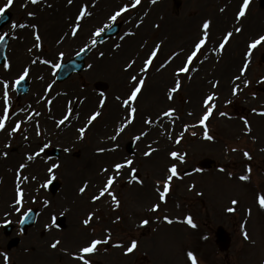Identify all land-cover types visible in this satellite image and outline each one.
<instances>
[{"label": "rangeland", "instance_id": "1", "mask_svg": "<svg viewBox=\"0 0 264 264\" xmlns=\"http://www.w3.org/2000/svg\"><path fill=\"white\" fill-rule=\"evenodd\" d=\"M23 1L14 0L13 5L6 10L10 19L1 28L0 35L7 34L10 37L7 54L10 48L13 51L16 44H21L24 54L31 55L32 58L39 55L51 64H61L90 46L92 40L97 38L92 33L98 28L114 23L109 17L125 5L129 6V11L123 13L115 22L122 24L119 35L97 46L90 53L81 74L72 76L62 84H56L53 75L55 68L49 64L43 82H39L35 88L36 94H43L44 98L45 92L42 90L49 84L52 87L50 94L55 93L52 96L54 104L61 92H66L63 94L70 99L82 93L86 97L91 95L89 102L95 101V105L97 101L107 98L104 107L95 108L92 104L91 108H88L91 113L96 109L107 108L108 100L116 101V97L121 99L128 94L132 87V75H136L138 79L143 78L144 85L139 101L132 105L137 109L132 122L135 125L126 127L118 137V145L123 149L121 157L133 161L135 176L146 177L149 183L159 182L161 185L168 175L167 169L173 164L183 178H173L165 198L166 202H160L159 193L152 188L144 196L137 193L132 180L133 173L125 169L110 189L117 197L118 207L111 197L105 202L106 205L102 200L90 203L91 186L88 185L83 194L80 193V188L87 185L86 179H90V174H100L102 161L97 160L94 163V160H90V163L84 164L80 159L74 158L77 149L65 152L66 147L64 148L58 140L61 133H56L55 123L46 118L40 124L39 136L34 131L36 127L31 130L36 147L29 155L38 152L43 145H48L38 157L28 161L27 154L10 168L5 166L4 159L0 158V193L7 168L8 171L12 169L14 175L8 183V196L5 198V203L12 205L13 209L9 213L5 211V206L1 207L0 224L6 217L5 214H8L6 219L14 225L17 218L27 210L35 208L39 212L36 229L21 238L19 245L12 251L6 246L11 236H2L0 232V253L9 257L8 264H82L72 257L79 254V249L87 241L103 239L109 232V243L99 245L96 252L85 257L91 264H191L187 258L188 252L194 254L197 264H264V209L257 203V197L264 195V151H261L264 149V116L253 112V109L256 112H264V83L260 82L264 79V64L259 62L264 42L253 50L251 63L241 81H235L242 91L236 96L232 95V89L235 87L233 82L244 63L248 43L264 35V8L258 6L257 0H252L246 16L239 24L235 16L240 0H158L155 5L151 4L150 0H141V4L136 8L130 7L133 0H72L71 4L68 0H46L43 3L40 0L45 8V12L42 10L40 13L44 14L43 17L25 29L19 25H24L27 12L34 13V7L41 3L31 5L28 2L30 7L26 4L25 8ZM58 2H65L71 7L70 16L59 15L60 18L56 20L55 4ZM5 3L6 0H0V7ZM84 6L88 7L91 15L80 22L79 30L73 36L71 32L76 17ZM221 8L225 11L221 12ZM206 20L211 21L208 43L189 66V71L181 74L185 76L177 77L176 71L192 50L193 41L202 35L201 26ZM61 22L62 27L59 26ZM14 24L17 27L13 28ZM236 27L242 28L238 34L234 31ZM228 31H232L234 35L224 50L214 51L218 49V43ZM129 32L133 35H125ZM37 33L41 37L39 50L33 47ZM157 44L161 45L157 58L146 73H141L145 58ZM26 55L19 53L13 58L12 64H17L15 71L0 67V77L12 82L20 71L28 66ZM117 56L120 58L117 59ZM132 61H135L133 67L125 71ZM161 64L167 66L157 70ZM37 76L28 75L30 88L25 97L14 100L10 89L11 106L14 109L23 105L20 101L30 97L34 89L30 78L32 82H37ZM177 79L180 80L181 87L169 100V89L175 86ZM245 80L251 82L247 88L243 87ZM95 82L106 83L109 86L108 91L98 94L93 89ZM216 82L218 86L213 88L212 84ZM156 85L157 93L150 96L148 88H156ZM212 94L218 99L210 102L215 104V108L205 124L213 139H204L203 127L198 126L189 127L180 143H175L185 125L198 124L204 111L203 100ZM66 100L60 99V108H63ZM229 100L231 103L227 104ZM118 105L119 110L115 111V115L119 128L126 123L127 116L125 110ZM167 109H175L173 117L161 119ZM220 112H225L228 116L221 117ZM149 119L152 121L150 125L145 123ZM243 119L248 120L250 132L245 128ZM93 124L95 123L88 126L84 140L101 136L100 131L96 130L98 124ZM8 131L10 127H7L4 133ZM143 133L146 135H142ZM169 134L172 139H168ZM137 136L141 139H134ZM132 140L136 145L129 155L122 146ZM52 148L60 150L59 160L47 158L46 153ZM234 148L237 151L233 152ZM173 151L184 156V162L170 159V153ZM245 151L250 154L251 160L244 157ZM145 152L151 154L145 156ZM202 158L214 159L216 166L210 171L199 172L196 163ZM20 164L27 165L20 175L27 176L29 180L21 183L25 195L22 204L16 205L17 180L14 177ZM53 164L60 165L55 169V178L52 179L60 182V188L51 195L40 185L51 179L47 169ZM249 167L250 174L246 171ZM242 175H249V179L240 180ZM33 177L36 179L33 180ZM77 192L80 195H77ZM98 193L99 190L96 194ZM78 198L81 201H76ZM233 200L238 201V204L233 205ZM45 201L48 202L47 207ZM156 204H159V210L149 211ZM230 207H234L235 211L229 213L227 209ZM90 214L93 219L85 226L83 221ZM61 215L64 228L52 227V217ZM165 216L173 223H167ZM189 216L197 225L196 228L182 222ZM117 218L118 222H114ZM143 220H148L149 224L140 227ZM242 225L248 233V240L243 238ZM218 226L224 227L231 237L230 249L226 253H219L214 246L213 232ZM205 236L208 238L204 239ZM56 240L61 243L56 249H52L50 244ZM132 240H136L139 245L132 253L125 255V250ZM116 243L123 244L124 247H113ZM0 264H5L3 255H0Z\"/></svg>", "mask_w": 264, "mask_h": 264}, {"label": "snow or ice", "instance_id": "2", "mask_svg": "<svg viewBox=\"0 0 264 264\" xmlns=\"http://www.w3.org/2000/svg\"><path fill=\"white\" fill-rule=\"evenodd\" d=\"M151 4L155 5L158 3V0H150ZM252 2V0H242V3L240 5V7L238 8V11H237V14L235 16V20L237 22V24H239V22L246 16V12L247 10L249 9V6H250V3ZM14 3V0H6V3L3 7H0V16H2L6 10L8 8H10ZM30 3L31 4H38L39 3V0H30ZM68 3L71 4L72 3V0H68ZM141 4V0H133L132 4L130 5L131 8H136L138 5ZM129 11V6L128 5H125L124 7H122L120 10L116 11L114 14H112L109 19L110 21L112 22H116L117 21V18L120 17L123 13ZM221 12L225 11V9L221 8L220 9ZM30 16L34 15L33 13H29ZM91 13L89 12L88 10V7L87 6H84L80 9L79 11V14L78 16L76 17V21H75V26L73 27L72 29V32H71V35L75 36L77 31L79 30V26H80V22L82 20L85 19V17L87 16H90ZM140 25H137V27H139ZM13 28L17 27V25H13L12 26ZM19 27L21 28H25V27H28L27 25H19ZM33 28H35V26L33 25L32 26ZM110 27V25H105L104 27L102 28H98L96 29L92 35L94 37H99L102 32L106 29ZM158 27V25H157ZM210 27H211V21H204L202 26H201V33L202 35L198 36L197 39L195 41H193V47H192V50L190 51L189 54L186 55V58H185V62L182 64V66L176 71L175 75L177 77H179L181 74L183 73H187L189 71V66L192 65L193 61L197 58L198 54L201 53V49H203L205 47V45L208 43L209 39H210ZM235 33H240L242 31V28L240 27H236L235 28ZM7 35V34H5ZM5 35H0V43H3L4 39H5ZM125 35H133V33L129 32V33H126ZM234 35V33L232 31H228L226 32V34L222 37L221 41L218 43V49H215L214 51H220L222 52L225 48V45L228 44L230 38H232V36ZM121 39H123V37H121ZM40 40H41V37L40 35L37 33L35 34V44L33 45V47H35L36 49H40L41 47V44H40ZM264 42V35H261L259 36L258 38H255L254 40H252L250 43H248L247 45V51L246 53L244 54V63L242 65V68L239 72V75H237L234 79V84H235V81H241V77H243L246 73V71L248 70V67L251 63V57H252V53H253V50L256 49L259 45H261V43ZM96 43L97 41L95 39L92 40V44L91 46L92 47H95L96 46ZM117 47H119V45H117ZM161 48V45L157 44L154 46L153 50L149 53V55L145 58L144 60V66L140 69L141 73H146L149 69V67L153 64V61L157 58V54L159 52ZM29 51H31V49H29ZM63 54L61 53V56ZM102 55V54H101ZM179 55V54H177ZM205 59H207V57H205ZM40 63H43V64H50L51 67H54V68H59L60 65L59 64H51L49 61L47 60H41L39 61ZM170 62V61H169ZM33 64L37 63L36 60H33L32 61ZM135 61H132L131 63H129L127 65V68H125V71H128L129 69H131L134 65ZM201 63H203V61H201ZM167 66V64H161L159 66V68L157 70H159L160 68H165ZM3 67L5 68V70H9L11 68V65L10 64H4ZM29 68H24L22 70V72L18 75V78L15 80V81H12V82H9L8 80H4V79H0V132H3L6 128V123L11 119L10 117V109H11V101H10V89L11 90H15V88L17 86H19L21 84L22 81H24L28 75H29ZM53 75H55V73H53ZM131 84H132V87L130 88V91H129V94H128V97L127 99H124L121 101V106L126 108V109H130L129 111V114H128V117H126V123L123 124L121 127H119L117 129V132H116V135H113L111 137H109V139L111 140H116L117 139V136L124 132L125 128L127 127L128 124H131L133 122V118H134V114L136 113L137 109L132 106L134 104V102L137 100V96L138 94L141 92V89L144 85V79L141 78V79H138L136 75H132L131 76V80H130ZM261 83H264V79H262L260 81ZM250 81H243V87L244 88H247L250 86ZM218 86V82L216 83H213L212 84V87L215 88ZM50 87V86H49ZM181 87V82L179 79L176 80L175 82V86L171 89H169V95H168V99L171 100L173 98V93L179 91ZM239 91H242V89L240 88V85L239 84H235V87H233L232 89V95L233 96H236L238 95V92ZM255 98V97H253ZM117 100H120V97H116ZM218 99L217 96H215V94H212V95H208L204 100H203V114L200 116L199 118V122L198 124H192V125H185L182 132L180 133V136L179 138H177L175 140V143L179 144L181 139L183 138V134L185 132H187L188 128L189 127H198V126H202L203 127V132H204V136L203 138L206 139V140H212L213 137L209 135L208 133V128L205 124L206 121L209 120V118L211 117L212 113H213V109L215 108V104L214 103H210L214 100ZM50 103V101H49ZM231 101H227V104H230ZM104 106V100H101L100 101V107H103ZM21 112L24 111V109H21L20 110ZM175 112V109H167L163 112V116L161 117V119H163V117H169V118H172L173 117V114ZM253 112H255L257 115H260V116H264V112H256L255 109H253ZM71 114V111L69 109V112L60 120L57 121V126H60V125H63L65 124V121L68 120L69 118V115ZM34 115H39V112H36L34 113ZM101 115L100 112H94L92 113L88 120H87V124L88 125H91L93 121H95L97 119V117H99ZM189 115H192V113H189ZM221 117H227L228 114L225 113V112H220L219 114ZM178 118V117H177ZM33 119V116L32 115H28L26 120H24L23 122L24 123H28V122H31ZM146 124H152V121L149 119V120H146L145 121ZM243 124L245 126V128L248 130V132L251 131L250 129V125H249V122L247 119H243ZM10 127V131H8V136H12L13 133H17L21 130V122L20 121H17L14 123V125H9ZM86 131V128L85 127H82L80 129H78V132L80 133V139L82 140L84 138V133ZM36 134L39 136L41 133L39 131V125L37 124L36 125ZM142 135H146V133H143ZM192 135H195V133H192ZM25 139H27V137L25 136ZM134 139L136 140H140L141 137L140 136H137V137H134ZM168 139H172V136L169 134L168 135ZM5 147H10L9 144H5ZM48 145L45 144L43 145V147L40 149V151L38 152H35L33 155H28L26 157V159L28 161H32L34 160L36 157H38L41 152L44 150V148H47ZM151 147V146H149ZM108 151H115L116 149L115 148H110V149H107ZM65 152L68 151V149H64ZM100 153L104 152L105 149L101 148L98 150ZM152 151H155V149H152ZM233 152L237 151V149H232ZM261 151H264V149H261ZM151 152H145V156H148L150 155ZM3 155L5 157H7V153H3ZM243 155L246 159L248 160H251V156L250 154L245 151L243 152ZM170 156L173 160H178L180 162H184V156L182 155H179L177 152L173 151L170 153ZM132 164H133V161L131 160H128L126 162H123V163H120V162H117L113 165V170L115 172V176H108L106 178V180L104 181L103 183V186L100 188L99 190V193L98 195L94 196L93 197V202H96L98 200H100L101 198H103L106 194L107 196L111 197V200L113 202H116L117 203V207L119 206L118 204V201H117V197L115 196V194L110 190L113 186V184L115 183V180L116 178L121 174V170L124 169V168H129L131 169V172L133 173V176H132V180H136V176H135V169H132ZM27 167L26 164H20L19 165V170L17 171L16 173V180H17V183H16V200H15V203L16 205H21L22 204V201H23V198H24V191L22 190L21 188V183L22 182H27L29 180V178L27 176H23L21 177L20 173L21 171ZM60 165L59 164H53L51 167H49L47 169L51 179L47 180L45 183L41 184L40 186L43 187V188H46L48 187V185L52 182V179H54V172H55V169L59 168ZM109 169L105 168L103 169V172H108ZM221 171H223V169H221ZM247 173L250 174L251 173V168L249 167L247 170ZM167 173L168 175L165 176L164 178V182H163V185H162V190H161V185H157L156 187V191L159 193V200L160 202H166V196L168 195L169 191H170V184H171V181L173 180V178L175 177L176 179H182L183 177L180 176L178 174V171H177V167L175 164H173L172 166H170L168 169H167ZM33 180H35L36 178L33 177L32 178ZM240 180H248L249 179V175H242L239 177ZM140 183H142V181H138ZM129 183H131V181H129ZM86 187L87 185L83 186L80 188V193L83 194L84 191L86 190ZM45 207L48 206V202L45 201ZM257 203L259 205V207L261 209H264V195H261V196H258L257 197ZM232 204L233 205H236L238 204V201L236 200H233L232 201ZM159 204H156V205H153L151 209H149V211L151 212H157L159 210ZM19 209H17L18 211ZM227 211L229 213H232L235 211V208L234 207H230L227 209ZM248 215L250 216L251 215V210L249 209L248 210ZM27 215H25V218L24 219H21L20 223H25L26 219H27ZM93 219L92 215L90 214L88 216V218L86 220L83 221L84 225L87 226L90 221ZM118 219L117 218V221H114V222H118ZM165 221L169 224L173 223V221L171 219H169L167 216H165ZM52 227H54L57 223V220H56V217L53 216L52 217ZM183 223H186L187 225H189L190 227L192 228H196L197 225L193 222V219L192 217H187L184 221H182ZM149 224V221L148 220H143L141 222V224L139 225L140 227H144V226H147ZM244 225H242V235H243V238L245 240H248L249 239V236H248V233L246 230H244ZM208 237H204V239H207ZM111 239V233L109 232L107 234V236L103 239H90L89 241L86 242V244L84 246H82L80 249H79V254L78 255H74L72 258L74 260H78V261H81L82 264H91L90 260L86 259L85 257L87 255H90V254H93L94 252L97 251L98 249V246L101 245V244H108L109 241ZM61 242L59 240H56L54 242H52L50 244V247L52 249H56L58 247V245L60 244ZM113 247H116V248H122L124 247L123 244H120V243H116V244H113L112 245ZM138 246V242L136 240H132L129 244V246H127L126 250H125V255H128L130 253H132ZM0 255H3V259L5 261V264H8V261H9V257L6 255V254H3V253H0ZM187 258L189 261H191V264H197V260H196V257L194 256V254L192 252H188L187 253Z\"/></svg>", "mask_w": 264, "mask_h": 264}, {"label": "bare ground", "instance_id": "3", "mask_svg": "<svg viewBox=\"0 0 264 264\" xmlns=\"http://www.w3.org/2000/svg\"><path fill=\"white\" fill-rule=\"evenodd\" d=\"M66 1V0H65ZM42 10L45 12V8L43 6V4L41 6H37L34 8V16L33 19L30 21V23L35 24V22H39L40 18L42 15L44 14H40L42 13ZM55 12L57 15L56 16V20L59 19V15H63V14H67L68 16H70L71 14V7L66 5V3H56L55 4ZM43 17V16H42ZM59 23H57L58 25ZM63 22H61V25L59 24V26L62 27ZM56 26V25H55ZM25 29V28H24ZM22 47L21 44L19 45H15L13 48V51H11V54L13 52L12 55V59L15 58L19 53H22L21 51ZM23 54V53H22ZM24 55V54H23ZM121 57V55H120ZM119 56H117V59L120 58ZM41 60H45L44 58H40V59H36L37 63H35V67L34 69L32 68V72L34 73V71L40 72L38 75L41 76V78H43L47 72V68L45 64L40 63L39 61ZM29 62V61H28ZM111 62V61H110ZM108 63V61H107ZM105 64V63H104ZM17 64L14 63L11 66V70H15ZM34 86L36 87V83L34 82ZM156 88H150V92H148V94L152 95V94H156L158 91L157 85L155 86ZM32 96L35 98L33 99L32 102H34L32 104L31 101H29L26 105L15 109V111L13 110L10 114L11 119L8 121L11 123V125H14L15 122L20 121L21 122V130H22V134L20 136H18L16 139H14V134L11 136V141H10V147H7L8 152H7V157L4 156V164L5 166L7 165L8 168H10L13 164L18 163V161L21 159V157L24 155H27L34 152L35 147H36V141L34 138V135H31V131L33 127H35L36 123L42 122L44 121L43 119L47 118L50 116H52V120L54 121V123L57 125V121L62 119L68 112L69 109L71 111V114L69 115L68 120L65 121V124L57 126V131L60 132L62 134V138L60 139L62 142V145L64 147H66V149H68V151L72 150V149H77L79 154L78 156H76V159H80V162H83L84 164H88L91 160V158H96L97 155H103L105 162L107 163V165L113 166L114 164H112L113 160L115 159V157H117L118 155V148L116 146V140H110L109 139V134L110 132L112 133V129L113 128H109L107 130H105L104 135L102 136L103 138H100L98 140H95V138H88L87 140H81L80 137V133L78 132V129L82 128L79 125V120H83L86 121L88 120V116L86 111L88 110L87 107V103H82L80 104L79 101L76 99V101L74 102H68L66 104V106H63V108H60L58 105V102L60 101V99L56 102V104L52 107V108H46L43 112H41V107L39 105H41V102L39 103L36 102L39 98L35 97V93L32 94ZM66 99L69 100V98L66 97ZM62 102V101H61ZM39 104V105H38ZM24 109L23 112H21L20 110ZM39 112V115H34V113ZM28 115H32L33 119L31 122L28 123H24L23 121L26 120ZM59 129V130H58ZM85 133H88V130L85 131ZM84 133V134H85ZM0 140L3 137V134L1 135L0 133ZM25 136L27 137V139H25ZM106 138V142L105 139ZM105 149L104 152L100 153L98 150L99 149ZM110 148H115V151H108L107 149ZM6 153V152H5ZM74 159L76 162H78V160ZM20 163V162H19ZM8 168L6 170V172L4 173V177H3V183L1 186V191L2 193L0 196V208L1 207H7L8 204L5 203V198L8 196V183H10V181L12 180V175L13 173L11 172V170L8 171ZM8 172V173H7ZM115 176V172L113 171H108V172H103V174L101 175V179H102V186L104 181L106 180V178L108 176ZM14 176V175H13ZM91 176V174H90ZM91 179H86L90 184H94L96 183L99 179L100 176L96 175V176H91ZM101 186V187H102ZM149 186L150 184L147 181H143L142 183L139 182L138 186L135 187L136 188V192L141 193V194H145L149 191ZM76 201H81V199H77ZM8 202V200L6 201Z\"/></svg>", "mask_w": 264, "mask_h": 264}, {"label": "water", "instance_id": "4", "mask_svg": "<svg viewBox=\"0 0 264 264\" xmlns=\"http://www.w3.org/2000/svg\"><path fill=\"white\" fill-rule=\"evenodd\" d=\"M112 32L114 31V29L111 30ZM79 67L81 66V64L78 65ZM79 67H76V69H79Z\"/></svg>", "mask_w": 264, "mask_h": 264}]
</instances>
